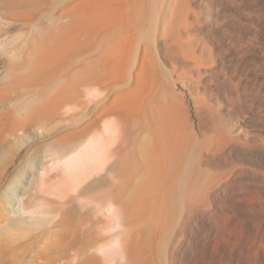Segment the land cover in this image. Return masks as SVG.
<instances>
[{"label": "bare ground", "instance_id": "obj_1", "mask_svg": "<svg viewBox=\"0 0 264 264\" xmlns=\"http://www.w3.org/2000/svg\"><path fill=\"white\" fill-rule=\"evenodd\" d=\"M174 2L147 42L142 0H74L68 39L37 45L26 78L42 86L9 127L17 148L0 154V210L14 243L0 246V264L6 256L22 264L32 230L37 244L23 264H264V120L239 104L245 82L211 86L217 61L202 56L188 23L199 12ZM237 17L245 36L248 13ZM261 23L264 15L258 39ZM207 87L227 101L244 137L203 119ZM33 128L52 134L43 157L31 151ZM219 194L248 218L243 229L253 232L258 220L257 243L244 245L231 229L217 235Z\"/></svg>", "mask_w": 264, "mask_h": 264}, {"label": "rangeland", "instance_id": "obj_2", "mask_svg": "<svg viewBox=\"0 0 264 264\" xmlns=\"http://www.w3.org/2000/svg\"><path fill=\"white\" fill-rule=\"evenodd\" d=\"M73 1L74 0H0V154H2L1 151L4 150L6 151L7 146L12 147L13 145L14 148H17L15 147V145L17 146L18 144H15L16 142L15 139H14L15 142H13V137H10L9 127L14 121H16L17 119L20 120V118L23 117L25 113V112L23 113V108L27 104L26 102L29 99H31L34 93L37 91V89H39L42 86L41 84L36 86V83L33 84L27 80L26 78L27 75L26 68L28 67L27 64L30 62V60L32 62L34 56L40 53V51L37 48V45H44V44L51 45L55 42H61L68 39L69 34L67 33V31H63V30L68 29L71 25V21H73V11L71 9L73 7ZM142 1L144 3V7L147 10L145 11V17L142 24V29L143 30L145 29L144 31H146L147 29V31L146 33H142L143 36L141 39L144 40L145 38H151L152 40L151 39L149 40L153 41L152 35L154 33L152 32H155L154 31L156 29L155 27H157L160 21H162L170 14V12L173 9L175 0H156V1L142 0ZM243 1L245 2V4L239 6L238 0H188V6L191 9L193 8L194 9L193 11L196 10V12H199V14L197 15H199L200 17V20H197L195 16L188 18V20L190 19L188 23L190 24V22H193L194 26L196 25L195 28L198 29V31L196 29H195L196 31L193 30V32H195L197 36V39L196 36H194L193 39L199 40V44L202 43L200 42V39L203 40L202 45H204V47H202L200 44L201 46L200 48L203 51L200 52L202 53V56H204V58L207 60L216 59L215 61H217L218 64V67L216 68L217 73L213 74L212 77L210 78V80L213 82L212 83L213 85L211 86L214 88L215 84L217 83L216 81H223L224 79V81H226V84L229 83L230 87L232 86L234 90H237L239 87L238 86L239 81L245 82L244 86L250 89L244 91V94L248 93L249 95L247 96L249 97H247L246 95L243 96L239 104L240 105L242 104L243 107L248 106L247 108H249V106H252L251 107L252 109H256V110L258 109L260 111V115L262 116L260 117L261 120H264V111H263L264 84L260 86V83L264 82V29L262 31L263 37L258 39L257 36L258 28L256 26V19L259 17V15H264V3L255 0H243ZM215 11L219 13L217 14ZM240 11H245L246 13H248V18L250 20L247 21L248 22L247 32L245 36H242L240 33L241 27L237 17ZM249 16H251L252 18ZM194 17H195V21H194ZM211 17L213 18L211 19ZM202 20H204L205 22L203 21L202 23ZM198 22L202 25L198 24ZM261 24L264 26V23ZM198 25L202 27H199ZM193 32L192 34H195ZM144 34H146V36H144ZM236 37L238 38L236 39ZM149 40L146 41L149 42ZM32 45H35V47L30 48ZM221 57H223L222 61L220 59ZM243 57L244 59H242ZM219 59L221 62H218ZM220 63H222L223 65H221ZM236 66H238V68H236ZM229 68L230 69L232 68L231 69L232 72H230ZM251 89H253L254 93L252 92ZM257 90L258 92H255ZM203 91H204L202 92L203 95H201V103L204 106L206 104L209 105L208 106L206 105L207 113L204 112L205 115L202 111L203 115L201 116L204 117L202 118L203 119L208 118L212 120L213 123L216 124V126H218L221 129L226 125V127H228L227 130H229L234 136L240 138L244 137L243 135L245 134V131L243 127L241 126L238 127L236 117L230 115L229 111L227 110L228 107L227 101H225L222 97L220 98V96H218L217 98V95H214L215 93L211 92L212 90L209 87H207V89ZM250 96L252 99L250 98ZM256 97L257 98L259 97L258 100H260L261 102L258 101ZM243 98L244 100L246 99L247 101L243 102L242 101ZM248 98L250 99V101ZM253 99L256 101L254 102ZM245 103L246 105H244ZM188 115H189V119L191 118H192L191 120L194 119L191 112H189ZM244 115H247L246 109L243 110L242 115L240 114L241 117ZM32 130L36 132H34L35 133L34 135L32 134L33 139L30 142L31 151L35 150L37 151L38 154H40V157H43L44 150L41 149H48V147L50 146V142L52 140L51 139L52 134L46 128L45 129L40 128L38 130H35L33 128L30 129L29 131ZM35 138L37 139L35 140ZM38 149L40 151H38ZM258 167L264 168L263 164L262 165L258 164ZM0 192H2L1 189ZM218 196H219L217 198L218 200H215L213 202L214 206L211 204L214 208V209L212 208L211 219L217 231H219L218 225L220 227L221 224L225 228L228 227V230L227 228L223 229L224 227L221 225L222 228H220V231L217 232V235L220 236L222 232L229 231L231 229L230 232L237 233L241 236L244 245L248 244V242L257 243L259 239L255 237L253 232L258 231L259 229L258 220L255 221L254 219V222L252 223L251 226L252 230L254 231L249 233L245 228L243 229V225L245 227L246 224L248 223L247 222L248 218L245 216H241L237 212L238 211L237 209L235 211L234 205L230 204V202L226 199L225 194H219ZM220 197L221 199H219ZM219 200H221L222 203L219 202ZM0 205H2V203H0ZM230 205L233 207H231ZM221 214L224 215L222 216ZM218 215L219 217L220 216L221 217L219 218ZM231 217L235 219H231ZM217 219H219V221ZM5 225H6L5 218L3 217L2 211L0 210V238H2L3 235L1 234V231H3L4 233L3 235L4 237L0 239L1 242L0 246L1 248L3 246L6 248V250H9L11 247H14L13 246L14 243H12L13 244L12 245L10 242H8V239H6L7 237L5 238L6 231L8 229L7 227H5ZM14 230L18 232L16 228H14ZM19 230H22V228ZM32 231L28 232L30 234V237L28 239L27 237L29 235L27 234L26 237L24 235L25 233H23V237L25 236L26 238L22 239V236H20L22 235L21 231L18 236L22 239V241L20 240L21 242L23 243L26 242V245H28L26 248L27 249L30 248V251L34 250V247L37 244L36 243L37 241H35L36 238L33 239V236L37 234V231L34 230L35 231V233L33 231L34 234H32ZM12 232L11 233L9 232V234L18 235V233L16 232L12 233ZM218 239L220 240V237ZM3 242L5 244L9 243V245L7 244V246H9L10 248L8 247L9 249H7V246H5ZM234 243L235 246L234 244L231 246L234 249L241 251L243 248V244L241 243L240 246L239 242L238 244L237 241ZM236 245H239L240 248ZM30 251L28 252L27 250L26 252L25 249L24 254L25 255L27 254L28 256V253H30ZM3 252L5 251L3 250ZM18 254L20 255L22 253H18ZM5 259H4L5 264L7 262L11 263V261L8 258L7 260ZM24 260L22 264L24 263ZM246 263H247V259L244 258L241 264H246Z\"/></svg>", "mask_w": 264, "mask_h": 264}]
</instances>
